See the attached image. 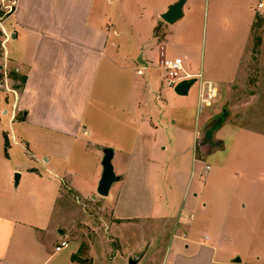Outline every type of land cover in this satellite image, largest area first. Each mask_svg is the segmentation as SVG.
Returning <instances> with one entry per match:
<instances>
[{
  "label": "crops",
  "instance_id": "crops-1",
  "mask_svg": "<svg viewBox=\"0 0 264 264\" xmlns=\"http://www.w3.org/2000/svg\"><path fill=\"white\" fill-rule=\"evenodd\" d=\"M176 1H153L151 17L141 28V0H0V7L14 4L4 23L10 36L5 54L12 78L21 83L15 104L11 96L0 92V117L8 116L10 128L14 122L22 128L7 130L0 125V264H46L59 253L44 251L46 244L54 249L61 241L69 245V237L78 241L72 236L74 226L87 217L70 197L98 198L101 175L98 164L91 175L84 174L81 154L90 152L100 161L105 147L113 149L112 165L120 178L114 193L113 183L108 196L101 197L110 207V244L120 247L121 229L141 225L152 232L149 236L156 244L161 241V233H166V248L158 262L152 251H134L128 257L136 264H162L165 257L170 264H212L218 252L214 243L234 227L235 214L248 213L254 222L264 220V196L256 190L251 192L247 205L232 194L210 192L205 185H182L175 217L168 196L157 193L159 176L153 159L156 127L145 120L142 77L155 55L160 69L161 59L167 58L169 30L162 38L156 34L162 23L158 17ZM204 81L216 89L221 87L218 80ZM193 87L197 109L198 84ZM191 89L185 97L190 96ZM210 116L208 109L203 128ZM128 126L135 129L130 133ZM225 127L240 129L231 124L222 129ZM33 130L42 132L40 138L44 141L46 158L41 168L31 152L29 137ZM75 145L81 149L80 158L73 156ZM205 167L202 173L210 170ZM16 173L19 178L14 187H21V192L13 200L9 197L16 195L7 196V192L11 194ZM213 197L218 200L214 202ZM198 210L206 217L201 220L207 228L213 227L210 215L216 213L215 224L221 230L220 236L215 234L216 239L206 234L199 238L200 222L193 221ZM82 246L78 241L69 257L71 264L100 262L91 249L76 257Z\"/></svg>",
  "mask_w": 264,
  "mask_h": 264
},
{
  "label": "rangeland",
  "instance_id": "rangeland-1",
  "mask_svg": "<svg viewBox=\"0 0 264 264\" xmlns=\"http://www.w3.org/2000/svg\"><path fill=\"white\" fill-rule=\"evenodd\" d=\"M141 1L144 6L139 14L142 10L143 15L138 18V24L143 28L151 17L154 9L152 2L155 0ZM257 1L187 0L182 18L174 24L165 23L164 26L163 20L158 17L162 23L158 25L156 34L162 38L163 33L169 30L166 57H179L184 61L187 72L202 73L204 80L221 83L216 97L207 107L213 116L203 128L208 109L205 108L202 113L196 111L195 87L189 97L176 95L173 88L167 86L163 71L158 68L156 55L143 72L145 120L156 127L153 129V159L159 176L157 193L168 196V202L174 206L172 217H175V211L181 204L182 185L203 188L205 185L210 192H221V196L232 194L236 200L243 199L247 205L254 190L264 196V13H257ZM5 28L7 30L6 24ZM158 96L162 97V101L158 100ZM16 118L19 119V114ZM0 122L3 129H22L17 122L10 128L8 116L0 117ZM226 124L240 129H222ZM133 129L135 127L127 128L130 133ZM41 133L33 130L29 137L34 162L39 168L46 158ZM73 150V156L80 158L81 149L75 145ZM89 153L83 151L81 154L84 161L82 171L91 175L98 164L101 172V159L96 160ZM200 156L205 157L199 159ZM193 158L197 159L195 163ZM205 166L210 170L202 173ZM118 186L114 183L112 193ZM20 192L21 187H14L13 176L11 194L8 191L7 196L15 194L14 198L9 197L15 200ZM70 198L74 203L78 202L74 205L80 206L81 213L87 217L85 222L76 223L72 235L83 243L81 254L91 249L100 259L97 264H128L131 258L128 256L132 252L142 254L152 251L154 261L158 262L166 248V233H161V241L156 244L155 238L151 240L149 236L152 232H147L142 225L121 229L120 247H113L110 244L112 230L108 229L110 207L103 203V198L82 199L75 194ZM213 200L216 202L218 199L213 197ZM215 214L210 215L213 218L211 228H207L204 219L201 220L206 217L199 210L197 215L194 214L193 221L200 222L199 238L205 234L212 239H216V233L220 236ZM242 214L233 216V220L237 221L234 227L226 231L223 239L214 243L218 252L212 264H264V220L250 221L248 213ZM68 239L69 245L53 255L46 264H71L69 257L78 241ZM47 245L42 249L52 253L53 247ZM76 254L80 256V253ZM237 258L239 263H235Z\"/></svg>",
  "mask_w": 264,
  "mask_h": 264
},
{
  "label": "built area",
  "instance_id": "built-area-1",
  "mask_svg": "<svg viewBox=\"0 0 264 264\" xmlns=\"http://www.w3.org/2000/svg\"><path fill=\"white\" fill-rule=\"evenodd\" d=\"M12 5H3L0 7L2 14H0V92H4L13 99V103L17 101L19 97V92L21 89V83L13 79L8 68H7V59L5 54V44L9 39L8 33L5 31L4 23L6 16L13 10ZM257 13H264V0H258L256 4ZM161 68L166 79L168 87L173 88L178 82L184 79L195 78V84H198L197 90V112L201 113L204 108H207L211 105L212 101L217 95L216 87L208 81L202 80L201 74L190 75L184 69V61L179 58H162L161 59ZM194 84V85H195ZM13 108L15 109V105ZM210 167L206 166L205 170L208 171ZM192 218V216H191ZM68 246L67 241H61L58 245L55 246L54 251L60 252ZM162 264H170L165 257Z\"/></svg>",
  "mask_w": 264,
  "mask_h": 264
},
{
  "label": "water",
  "instance_id": "water-1",
  "mask_svg": "<svg viewBox=\"0 0 264 264\" xmlns=\"http://www.w3.org/2000/svg\"><path fill=\"white\" fill-rule=\"evenodd\" d=\"M186 3V0H177L174 4L170 5L165 13L161 15V19L167 24H174L178 20H180L183 16V8ZM196 82L195 78L184 79L178 82L173 87V92L181 97H185L188 95L189 90L194 86ZM103 157L101 160V175L97 184L96 193L100 197H107L113 183L119 181V177L116 176L113 165V149L109 147L102 148ZM19 174L16 173L14 175V185L16 186L18 183ZM236 263L240 262V259H235ZM128 264H136V260L132 257L129 259Z\"/></svg>",
  "mask_w": 264,
  "mask_h": 264
},
{
  "label": "trees",
  "instance_id": "trees-1",
  "mask_svg": "<svg viewBox=\"0 0 264 264\" xmlns=\"http://www.w3.org/2000/svg\"><path fill=\"white\" fill-rule=\"evenodd\" d=\"M0 14H2V11L1 10H0ZM4 148H5V154H7L6 152H7V148H8V142H7L6 139H5V142H4ZM81 251H82V249H80V251L78 252V253H80V255H81Z\"/></svg>",
  "mask_w": 264,
  "mask_h": 264
}]
</instances>
